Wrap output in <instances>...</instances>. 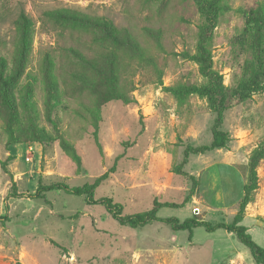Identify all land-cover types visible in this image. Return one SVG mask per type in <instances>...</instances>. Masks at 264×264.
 Listing matches in <instances>:
<instances>
[{
	"label": "rangeland",
	"instance_id": "1",
	"mask_svg": "<svg viewBox=\"0 0 264 264\" xmlns=\"http://www.w3.org/2000/svg\"><path fill=\"white\" fill-rule=\"evenodd\" d=\"M56 7L105 16L143 46L147 62L122 55L120 87L129 103L112 98L101 75L93 88L72 79L76 66L64 48L91 55L90 39L84 35L79 44L67 31L42 28L43 11ZM21 9L33 19L34 35L25 71L10 86L14 118L0 98V264H256L225 229L200 226L190 237L162 221L131 227L84 196L34 194L43 185L82 186L106 174L94 199L111 198L123 216L157 201L181 205L160 207V218L229 223L258 150L256 188L242 224L264 248V0H223L209 50L227 88L220 130L229 140L189 154L183 165L187 146L212 141L216 116L205 97L170 90L208 83L192 59L203 21L193 0H0V55L10 66ZM47 53L51 80L43 70Z\"/></svg>",
	"mask_w": 264,
	"mask_h": 264
},
{
	"label": "trees",
	"instance_id": "2",
	"mask_svg": "<svg viewBox=\"0 0 264 264\" xmlns=\"http://www.w3.org/2000/svg\"><path fill=\"white\" fill-rule=\"evenodd\" d=\"M197 10L202 17V24L199 27L198 41L192 59L197 63L199 73L208 79V83L201 86H180L171 87L170 90L175 95L199 94L207 99V102L215 113V119L211 128L212 141L209 144L199 146H187L185 148L184 158L181 165L187 162L189 154L205 153L214 149L223 148L229 140L227 134L220 130L222 124L223 112L227 104V88L222 85L221 78L212 68V59L209 50L212 39V31L223 6V0H193ZM41 18V27L59 28L67 31L79 44H83V36L90 39L92 52L91 55L85 54L76 47L69 46L64 48L66 58H71V62L76 66L71 77L74 80L81 81L86 88H93L97 84L98 76L101 75L104 81L110 86L112 98L121 99L126 103L132 100L127 91L120 87L121 71L123 70V53L127 54L129 59L136 60L137 65L150 60L146 50L127 29L116 26L112 20L105 16L91 15L82 10L71 7H56L44 10ZM17 30L16 54L12 65L8 64L7 58L0 55V98L10 113L9 117H15V110L11 102L10 86L13 79L22 75L29 60L34 35L33 19L21 9L15 20ZM1 44V39H0ZM54 62L50 54H46L43 63V70L46 77L53 78L52 67ZM54 83H50L52 89ZM240 94V91L237 92ZM28 100L25 104L27 105ZM91 110V109H89ZM66 149L70 151L72 158L79 163V156L74 147L66 143ZM262 157V151L255 150L250 157L249 177L243 185V193L239 200V206L231 222L211 223L197 218H186L180 222L176 217L160 218L157 211L162 206L180 207L176 203H160L155 201L151 209L132 215H121V205L115 203L111 198L94 199V191L101 180L106 178L103 174L96 178L93 183H86L82 186H68L65 183L58 182L50 185L38 187L34 197H45V193L50 190H63L67 193L84 196L88 203L103 204L111 216L120 224L131 227L142 226L151 221H162L168 223L175 230H187L189 236L196 227H203L207 232H214L217 229H225L235 234L236 238L250 250L253 260L256 264H264V248L256 243L248 228L242 224L243 213L246 205L252 200L251 192L256 188V165ZM19 264V263H17Z\"/></svg>",
	"mask_w": 264,
	"mask_h": 264
},
{
	"label": "crops",
	"instance_id": "3",
	"mask_svg": "<svg viewBox=\"0 0 264 264\" xmlns=\"http://www.w3.org/2000/svg\"><path fill=\"white\" fill-rule=\"evenodd\" d=\"M197 176H198V175H197ZM243 220H244V219H243ZM243 220H242V221H243ZM246 227H247V228H248V230H249V227H248V226H246ZM214 232H215V231H214Z\"/></svg>",
	"mask_w": 264,
	"mask_h": 264
}]
</instances>
